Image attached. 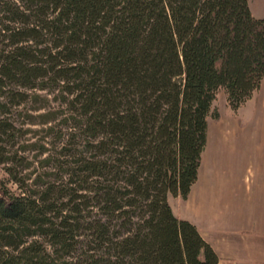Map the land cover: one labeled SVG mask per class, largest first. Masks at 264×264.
<instances>
[{"label":"trees","instance_id":"trees-1","mask_svg":"<svg viewBox=\"0 0 264 264\" xmlns=\"http://www.w3.org/2000/svg\"><path fill=\"white\" fill-rule=\"evenodd\" d=\"M263 78L248 0H0V264H217L168 198L197 181L218 91L236 111ZM53 93L52 143L14 148L11 109Z\"/></svg>","mask_w":264,"mask_h":264},{"label":"rangeland","instance_id":"rangeland-1","mask_svg":"<svg viewBox=\"0 0 264 264\" xmlns=\"http://www.w3.org/2000/svg\"><path fill=\"white\" fill-rule=\"evenodd\" d=\"M248 3L255 17L264 18V0H248ZM38 93L45 95V92ZM53 95L55 93L49 95L46 108L39 112L31 110V103L11 109V120L16 129L20 130L17 132V143L14 148L36 142L52 143L50 137L48 140L43 138L45 127L40 124V119L36 118V115L48 109H57L66 114L64 107ZM212 110H217L219 116L218 119L211 117L207 119V140L200 168V171L204 172V179L212 184L221 185L227 195L231 188H237L241 190L243 199L247 198L245 197L247 194H250L253 201L261 199H256L254 193L257 183L264 180V85L236 111L229 107L224 91L219 90L213 101ZM25 113L30 116H26ZM45 147L53 152L52 145ZM34 154L36 151H26L31 161ZM39 159L41 157L37 158ZM32 167H35V174L41 171L37 162ZM0 182L10 190L16 191V186L9 179L3 165H0Z\"/></svg>","mask_w":264,"mask_h":264},{"label":"crops","instance_id":"crops-1","mask_svg":"<svg viewBox=\"0 0 264 264\" xmlns=\"http://www.w3.org/2000/svg\"><path fill=\"white\" fill-rule=\"evenodd\" d=\"M263 85L264 78L259 90ZM200 168L185 200L168 198L173 214L197 228L217 255V264H264V180L254 193L261 199L253 201L250 194L243 199L237 188L227 195L221 185L207 182Z\"/></svg>","mask_w":264,"mask_h":264}]
</instances>
